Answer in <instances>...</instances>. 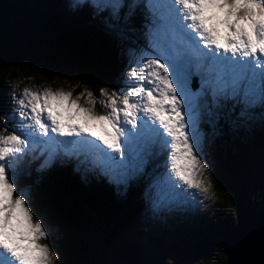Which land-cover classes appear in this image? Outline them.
<instances>
[{
    "label": "snow or ice",
    "instance_id": "6c2138e0",
    "mask_svg": "<svg viewBox=\"0 0 264 264\" xmlns=\"http://www.w3.org/2000/svg\"><path fill=\"white\" fill-rule=\"evenodd\" d=\"M73 7L92 9L119 34L143 9L147 46L129 50L121 86L99 95L39 84L14 98L0 120V264L59 260L50 226L18 179L26 158L43 156V170L61 154L83 155L87 171L126 185L166 153L148 196L158 213L199 193L210 198L202 119L215 127L264 109V0H73Z\"/></svg>",
    "mask_w": 264,
    "mask_h": 264
},
{
    "label": "trees",
    "instance_id": "16d2710c",
    "mask_svg": "<svg viewBox=\"0 0 264 264\" xmlns=\"http://www.w3.org/2000/svg\"><path fill=\"white\" fill-rule=\"evenodd\" d=\"M145 16L143 9L138 10L124 33L119 34L107 26L104 17L94 15L90 8L72 5L65 11L57 0H0V102L2 99L4 101L12 80V75L4 77L6 72L12 73L13 68H18L22 73L27 72L23 76L28 77V65L32 60L41 58L55 62L59 67L72 68L81 78L79 88L86 87L98 93L99 87L109 85V80L126 63L128 56L123 45L129 44L136 50L146 46ZM45 37L49 38L48 46L43 42L46 47L39 40H45ZM120 82L117 79V84L121 86ZM111 84L114 85L113 82ZM252 112L251 120L234 122V118H224L215 127L207 125L213 128L215 136H231L233 141L243 144L246 139L251 140L247 137L251 129H246L249 123L264 122V109L257 107ZM215 138L212 141L217 145ZM237 147L227 158L229 170L226 177L215 185L216 192L224 200L223 216L211 226L203 222L196 227L197 243L186 246L191 255L190 263L172 264H225L231 244L248 230L253 220L264 215V191L252 200L241 190L237 181L236 170L244 161L241 149ZM42 160L43 156L39 160L29 157L22 179L26 180L25 184L38 190V207L50 222L59 224L56 218H62V207L67 208V200H72L78 206L83 204L90 219L95 216V222L94 218L87 221V224H91L88 231L93 236L104 234L102 239L106 248L101 247L102 251L95 254L91 244L72 235V232L67 231L70 234L65 235L67 229L57 231L54 240L61 248L66 264H111L107 255L109 248L115 247L119 264H168L159 258H152L146 251V242L137 235L140 229L130 228L135 224L137 214L145 211L149 202V198L144 197L146 189L143 181L131 179L126 185H118L102 175L98 168L87 171L91 166L83 168L79 161L70 174L66 173L67 167V170L59 169L52 177L40 175L37 169ZM69 164L73 166V162ZM42 179L52 182L46 193L40 183ZM125 230L136 233H133L131 240L117 248V240L127 236Z\"/></svg>",
    "mask_w": 264,
    "mask_h": 264
},
{
    "label": "rangeland",
    "instance_id": "374dc122",
    "mask_svg": "<svg viewBox=\"0 0 264 264\" xmlns=\"http://www.w3.org/2000/svg\"><path fill=\"white\" fill-rule=\"evenodd\" d=\"M57 4L61 9L67 11L73 5V0H57ZM42 5L46 6L45 3H42ZM48 39V37H45V40L43 38L39 39L41 40L40 43H42V46H48ZM43 42L46 46L43 45ZM123 47L124 52L128 56L126 63L123 65L124 68L122 67V69L118 70L114 78L109 80V85L100 86V89L104 87L110 89L113 87H119L120 85L117 84V79H120V83L122 84L124 73L129 68V50L132 49L129 44L123 45ZM28 67L30 70V75L28 77L23 76L27 72L22 73L18 68H13L12 73L6 72L4 75V77H7V75H12V80L8 84L9 86L7 89L9 90L5 92L4 101L2 99L0 102V120H4L6 118V114L15 107L14 98L19 96L20 92L25 87L33 88V90H35V85L42 84L45 87H52L54 89L63 88L65 90H71L73 91L74 96L81 93L85 89H88L86 87L79 88L81 78L76 75L72 68L59 67V65L53 61L43 58L39 60L35 59L32 60ZM29 78H31V81L28 80ZM114 81H116V83ZM197 81L198 78L194 77L193 86L197 85ZM112 82L114 85L111 84ZM88 90H91L99 95V92L97 93L93 89ZM97 109L102 110L99 102L97 103ZM199 127L200 131L204 135L203 152L208 164L207 174H205L203 178L206 181H210L211 183L210 193L207 194L210 198H205V194L199 193L194 198H190L187 204L181 205L179 207H172L170 210L158 213H153L150 210L148 202V205L145 209L146 212L142 211L141 213L137 214L135 224L130 227L131 229H140L137 235L140 237V239H143L146 242V251L152 258H159L161 259V262L166 261L168 264H172L174 262L190 263L191 255L188 253L186 246L187 244L192 245L193 243H197L198 238L196 233H194L196 232V227H198V225L202 224L203 222H205L207 226H211V223H215L219 217L223 216L222 211L224 210V200L216 192L215 185L223 177H226V172L229 170L227 166V158L230 157L229 153L232 152V150H234V148L238 145L244 158L243 163H241L239 168L236 170L237 181L239 182L241 190H244L248 197L252 200H254L256 196H259L260 193L264 191V122L257 121L249 123V127L246 129H251V132L247 135V137H249L251 140L246 139V141H244L246 143L243 144L236 143V141H233L231 136H215L212 132L213 128H209L207 125V117L201 120ZM214 138L217 145H215V143L212 141ZM166 155L167 154L164 153L163 161L161 162L159 160V163L157 166H155L154 170L149 171L146 168L144 174L137 175L133 178L135 181H143V186L146 189L144 195L145 198L148 197L147 193L149 195V189L154 178L164 171L163 164ZM79 159L80 157L77 158L75 156H65L61 154L52 163L51 167L45 168L43 170L37 169V171L40 173V175L48 174L52 177L56 175L59 169L67 170L68 167V172L66 173L70 174L72 172L71 169L78 163ZM81 159L79 160L80 162L85 160L84 157L82 160ZM70 162H73L72 167L70 164L68 166V163ZM60 164L63 166V168L59 167ZM81 164H83V168H88V166H90L84 163ZM24 168L26 167L24 163H22L18 175L20 185L30 192L32 202L37 209L38 214L42 216L46 223L50 226L51 236L48 242L59 254V260L57 261V264H66L64 262L63 252L57 245L56 240H54V236L57 235L56 232L62 230L63 228L67 229L65 235L70 234L67 232L70 231L72 232V235L80 237L84 242L91 244L96 251L95 254H99V252L102 251L101 247L104 249L106 248L102 239L104 236L103 233L93 236L92 232L88 231V227L91 225L87 224L88 219L91 220L94 218V222L96 219L95 216L91 217L90 219V214H88L87 210L83 209L82 212L77 213L72 207H69L64 219L69 221L70 225L66 226L64 223L52 224L50 219L47 218V215H45L41 208L38 207L36 197V195H38V190L35 187L29 186L27 183L25 184L26 180L22 179V175L25 174V170H23ZM248 170H251V172ZM102 175L104 174L102 173ZM40 183L44 187L43 192L45 193L52 185V182L49 180L45 181L42 179ZM191 191L196 192L197 190ZM213 192L215 193L214 196L211 195ZM162 214L164 215L162 216ZM166 224H168V226ZM191 230H193V232H191ZM125 231L127 232V236H124L122 239L120 238V241L117 240V248L121 247V245L125 242L131 240V236H134L136 233L132 232L131 230ZM107 256L111 260V264H119L120 258L118 256L116 247L113 249L109 248Z\"/></svg>",
    "mask_w": 264,
    "mask_h": 264
},
{
    "label": "water",
    "instance_id": "95a60500",
    "mask_svg": "<svg viewBox=\"0 0 264 264\" xmlns=\"http://www.w3.org/2000/svg\"><path fill=\"white\" fill-rule=\"evenodd\" d=\"M67 202L68 207H62L64 215L56 220L69 226V221L64 219L69 207H72L77 213L82 212L85 208H83V204L78 206L72 200H67ZM225 264H264V215L253 220L248 230L242 232L238 239L231 244Z\"/></svg>",
    "mask_w": 264,
    "mask_h": 264
},
{
    "label": "bare ground",
    "instance_id": "6f19581e",
    "mask_svg": "<svg viewBox=\"0 0 264 264\" xmlns=\"http://www.w3.org/2000/svg\"><path fill=\"white\" fill-rule=\"evenodd\" d=\"M142 10V9H141ZM227 122V121H226ZM232 126V125H231ZM158 160H160V156H157ZM241 164V163H240ZM60 168H63V166L60 164L59 165ZM79 177V176H78Z\"/></svg>",
    "mask_w": 264,
    "mask_h": 264
}]
</instances>
